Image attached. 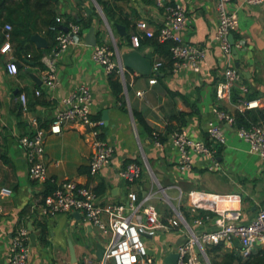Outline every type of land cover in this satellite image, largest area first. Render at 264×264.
<instances>
[{
  "label": "crops",
  "instance_id": "crops-1",
  "mask_svg": "<svg viewBox=\"0 0 264 264\" xmlns=\"http://www.w3.org/2000/svg\"><path fill=\"white\" fill-rule=\"evenodd\" d=\"M165 1L184 4L188 21L181 32V39L203 46L205 57L198 63V70L184 66L159 71L153 84L148 83L152 71L146 75L126 67L127 96H123L122 101L121 96L118 98L112 93L108 73L91 59L93 46L87 45L84 39L89 29L83 30L82 44L72 45L58 56L53 72L56 85L50 89L43 82L46 67L42 60L54 48L51 46L53 40L42 32L34 33L25 43L13 37L9 39L10 50L5 54L0 52V187L11 190L10 195L0 194V264H8L10 239L22 226L30 234V264H82L84 254L91 261L99 260L96 245L104 247L105 239L82 216L76 213L52 217L41 215L38 203L44 186L29 178L24 152L17 143L24 134L32 133L37 128L47 129L63 108L61 99L82 83H87L91 88L92 115L104 120L102 139L114 146V156L98 175H89L91 145L85 130L66 122L60 133H47L45 136L43 160L49 182L56 185L71 180L93 190L103 182L106 188L99 196L102 200L114 202L126 200L128 191L135 192L141 198L155 181L164 187L178 186L183 192L182 202L187 200L186 193L193 190L238 193L241 196L243 222L251 220L258 208L264 206V158L250 154L247 143L236 135L232 126L225 122L222 124L226 142L220 148V166L215 170L206 169L204 165L207 160L196 155L188 167L180 166L170 140L171 133L179 127L184 128L192 138L205 139L204 126L214 119V109L231 114L238 111L240 101L235 97L236 93L258 104V107L243 111L247 114L248 124H264V2L246 6L242 0H230L228 10L236 13L238 28L232 32L234 45L229 55L224 56L214 40L216 0ZM48 2L53 4L55 15L63 21L70 14L90 18L95 37L105 40L116 52L117 63L123 54L132 51L147 57L152 64L163 60L154 52L153 46L145 43L133 48L129 40L131 34L137 33L143 37L144 30L156 31L161 25L163 11L155 6L153 0H114L109 17L103 13L108 26L96 14L95 4L98 0ZM37 13L41 14V9ZM37 23L42 28L39 19ZM116 24L123 27L124 36L119 34ZM8 31L10 29L4 26L2 32L5 34ZM37 38L44 42V46L37 44ZM3 41L0 39V47ZM233 47L236 52H233ZM39 54L38 62L44 67L32 59ZM9 59L17 64L16 75H10L6 70ZM229 64L238 69L240 80L232 88L230 98H223L216 95V87L224 79L223 72ZM241 86L247 88L246 93L239 92ZM35 89H39L41 94L35 95ZM139 90L143 91L142 95L136 94ZM21 92L27 96L26 110L20 109L16 98ZM133 111L139 112L153 130L165 134L166 141L160 146L155 145L144 127L137 122ZM131 160L144 166L140 180L135 183H127L119 176L120 166ZM169 191L172 193L169 194ZM167 193L176 202L177 189H169ZM37 222L46 228L45 241L40 238ZM214 227L212 223L206 226L207 229ZM172 236L170 232H160L147 240L148 249L158 263L163 262V250L159 251V245L170 241ZM231 245L223 243L225 249L238 252L237 241L234 240ZM262 248L264 244L255 245L252 252ZM225 249L216 252V257L214 253L209 256L213 257L215 263L219 262ZM209 256L207 258L210 259Z\"/></svg>",
  "mask_w": 264,
  "mask_h": 264
},
{
  "label": "built area",
  "instance_id": "built-area-1",
  "mask_svg": "<svg viewBox=\"0 0 264 264\" xmlns=\"http://www.w3.org/2000/svg\"><path fill=\"white\" fill-rule=\"evenodd\" d=\"M263 2L264 0H242V4L246 6L260 5ZM165 3V0H154L157 8L164 7ZM229 3L230 0H216L217 27L214 40L224 56L229 55L232 46L228 35L238 28L237 15L228 10ZM187 21L184 4L175 2L174 5L167 6L158 29L157 39L173 42L170 47L174 60L173 69L190 66L198 70V63L205 57L206 50L201 45L182 41L181 32ZM56 22L62 24L63 20L57 16ZM57 24L51 26V29L56 30L59 25ZM62 27L66 29L57 30L56 44L42 60L46 67L43 82L48 89L56 85L53 72L58 56L70 46L82 44L83 41V29L78 23L68 21ZM5 28L9 30L11 26L7 24ZM143 32L147 37L155 34V31ZM9 39L8 31L4 34L1 53L5 54L10 50ZM140 39L139 34H131L129 37L131 46L139 48ZM100 40L101 42L93 46L91 59L101 65L108 74L116 72L122 83V94L127 96V69L120 62H116V52L108 43L102 38ZM160 65V62H154L152 72L158 70ZM6 70L10 75H16L18 72L16 62L12 59L7 60ZM223 75L224 79L216 87V95L230 98L232 88L240 80V73L236 67L229 64L225 67ZM155 81L156 78L151 76L148 83L153 84ZM239 92L246 93L247 88L241 86ZM142 93V90L136 92L137 95ZM34 94L40 95L41 91L35 89ZM16 98L21 110H26L28 101L25 92L19 93ZM238 99L239 112L258 107L256 101ZM61 101L63 108L57 112L47 129L37 128L36 131L24 134L17 140L25 155L29 178L43 186L48 181L47 166L43 160L45 136L47 133H60L66 122H72L85 130V136L91 145L89 175H98L114 156V146L100 138L105 125L104 120L94 118L92 115L90 86L87 83L78 85ZM262 108L264 114V107ZM224 122L232 126L236 135L247 143L250 154L264 158V124L249 123L238 126L233 114L214 109V119L207 121L204 126L205 139L190 137L184 128L171 133V146L176 151L179 165L188 167L193 156L196 155L207 160L204 165L206 169H217L220 166L219 148L226 142L222 127ZM155 135L157 133L153 132V136ZM153 142L157 146L162 144L156 139ZM143 169L144 166L136 161L123 163L119 168V176L127 183H135L140 180ZM169 189H177L176 204L167 193ZM159 192L162 193L161 196ZM10 193L9 188L0 187L1 195H10ZM157 198L162 199L161 207L152 202ZM182 198L183 192L178 186L164 187L155 181L153 186L145 190L141 198L135 192L128 191L124 201H106L89 186L67 180L56 184L46 196L42 194L38 205L41 215L48 217L77 212L83 220L98 230L100 236L104 237L105 244L101 258L94 262L84 254L81 258L82 264H164L158 263V259L150 253L147 245V240L153 239L160 232L173 234L171 240L164 244L162 260L169 253L175 252L178 254L175 264H199V258L207 262L205 246L208 244L231 245L236 240L238 254L243 258L252 252L255 245L264 244V206L258 208L251 220L243 222L241 196L238 193L218 194L193 190L185 195L187 203L182 202ZM210 223L215 227L207 229L206 226ZM179 239L181 240L178 242ZM196 247L198 251L195 250ZM30 249L29 231L22 226L10 239L7 251L8 264H30Z\"/></svg>",
  "mask_w": 264,
  "mask_h": 264
},
{
  "label": "trees",
  "instance_id": "trees-1",
  "mask_svg": "<svg viewBox=\"0 0 264 264\" xmlns=\"http://www.w3.org/2000/svg\"><path fill=\"white\" fill-rule=\"evenodd\" d=\"M113 1L114 0H98V4L102 12L108 17L110 15V11L114 3ZM165 2L166 3L164 7L158 8L159 10L161 9L163 11V14L166 12L167 6L175 4V2H168V1ZM38 9H41V14L37 13ZM55 13L56 12L53 7V4L51 5L50 2H48V0H0V39L1 40L4 39V33L2 32V29L4 28L5 25L9 24L11 26V29L9 31V38L16 37L20 43H25L30 40L31 36L34 33L42 32L47 38L53 40L51 46H54L56 44L55 38H56L57 30L62 29L63 24L67 23L68 21H73L78 23L83 30H87L91 26H93L92 20L90 18L84 19L81 16L74 17L71 14L66 15V19L62 22V24L58 23L59 24L58 25L56 22L57 15H55ZM38 19L42 23L41 27L43 29L38 26L37 23ZM56 24L58 25L56 30H52L51 26ZM159 27L160 25L158 26L153 36L147 37L144 35L140 39V45L147 43L153 46L154 52L158 53V55H160V57L163 59L156 61V62H160L161 65L159 66L158 70L151 73L152 74L151 76H154L155 78L159 71L165 72L167 69L172 70L173 62H174L170 50V47L173 45V42L171 40L159 41L157 39V33ZM97 42H101V40L97 39ZM39 58H40V54L37 55V57L35 58L32 57V59L34 61H37V63L41 67H44L41 62H38ZM108 82L110 84L114 96L118 98L121 96V101H122V99L124 98L122 94L123 87L115 71L110 72L108 74ZM235 97L237 99L241 98L248 100L246 96L241 97L240 93H236ZM133 115L136 118L137 122L144 127V129L147 131V133L149 134L152 140L156 139L162 144L166 141L165 134L155 131L149 125H147L143 116L139 112L133 111ZM233 115L235 116L236 119V125L238 126L248 125L246 112L236 111L235 113H233ZM168 128L170 129V127ZM181 128L182 127H179L178 130H180ZM153 132H156L157 135L153 136ZM100 138H102L101 134H100ZM206 142L209 144L208 140ZM127 162L130 161H126L124 163ZM54 187L55 184L46 181L44 184V189L42 191L43 196L49 194L54 189ZM105 188H106L105 184L101 182L94 188V191L98 195H103ZM36 225L40 229L41 240L45 241V237H46L45 226L40 222H37ZM224 249L225 248L223 246V243L208 244L205 246L207 257L211 255V253H214L216 257V255L218 254L216 252L222 251ZM220 258L221 259L219 262L216 263L211 262V264H264V248L258 249L255 252H251L246 258L241 257V255H239L238 252H235L234 250L229 251L225 249L224 252H221Z\"/></svg>",
  "mask_w": 264,
  "mask_h": 264
},
{
  "label": "water",
  "instance_id": "water-1",
  "mask_svg": "<svg viewBox=\"0 0 264 264\" xmlns=\"http://www.w3.org/2000/svg\"><path fill=\"white\" fill-rule=\"evenodd\" d=\"M62 28L66 29L65 27H62ZM116 28L118 29L119 34L121 36H124V32H122L123 27L121 25L116 24ZM228 38H229L231 44L233 45L234 42H233V38H232V33L228 35ZM84 39H85V43L87 45H90V46L96 45L97 38L95 37L94 26H91L89 28V30L85 34ZM36 40H37L38 45L44 46V42L42 40H40L39 38H37ZM232 50H233V52H236V49L234 47L232 48ZM120 63L122 66L131 68V69L138 71L142 74L149 75L152 71L151 61L147 57L142 56L137 51H132V52H128V53L123 54L120 57ZM76 214H78V213L76 212ZM31 240L34 241V235L33 234H31ZM180 240L181 239H179L178 242ZM96 247H97L96 256L98 259H100L102 256V253L104 251V247L102 245H99V244H97ZM177 257H178L177 253L171 252L168 255H166L162 261L164 264H175Z\"/></svg>",
  "mask_w": 264,
  "mask_h": 264
},
{
  "label": "rangeland",
  "instance_id": "rangeland-1",
  "mask_svg": "<svg viewBox=\"0 0 264 264\" xmlns=\"http://www.w3.org/2000/svg\"><path fill=\"white\" fill-rule=\"evenodd\" d=\"M95 6H96V14L99 16H101L102 17V19H104V22H105V25H107L108 26V23L106 22V20H105V16H104V14H103V12H102V10H101V8H100V6H99V4L98 3H96L95 4ZM99 18V17H98ZM99 21H100V18L98 19ZM101 24L103 25V23L101 22ZM172 193V191H169V194H171ZM162 195V193L161 192H159V196H161ZM152 202L153 203H155L157 206H161L162 205V199H154V200H152ZM175 204H176V202H174ZM159 251L161 252V250L162 249H165V245L164 244H160L159 245ZM196 251H198V247H196V249H195ZM210 257V259L209 258H207V262L205 261V260H203L202 258H199V264H211V262H214V260H213V257H211V256H209Z\"/></svg>",
  "mask_w": 264,
  "mask_h": 264
}]
</instances>
